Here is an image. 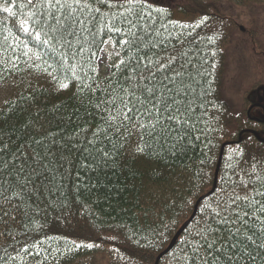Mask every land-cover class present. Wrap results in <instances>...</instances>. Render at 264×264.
Instances as JSON below:
<instances>
[{"label": "trees", "instance_id": "trees-1", "mask_svg": "<svg viewBox=\"0 0 264 264\" xmlns=\"http://www.w3.org/2000/svg\"><path fill=\"white\" fill-rule=\"evenodd\" d=\"M240 1L264 9V0ZM215 2L147 0L151 20L140 21L148 27L133 28V36L124 20L117 18L123 34L99 32L95 12H77L74 18L86 25L75 26L74 36L64 33L71 48L60 42L53 50L37 46L32 32L21 27L28 12L37 14L38 24L54 26L40 0H0L16 12L0 8V89L15 83L0 104V264H99L101 252L104 264H214V257L225 264L233 253L235 264H264V118L253 117L263 115L258 106H264V83L244 90L239 105L229 101L226 86L231 41L242 36L263 61L264 42L253 30L243 32ZM92 6L105 18L124 11ZM122 39L131 43L122 45ZM101 41L119 56L104 77L96 69ZM65 52L67 62L61 59ZM145 55L153 63L176 57L171 67L181 75L175 83L165 81L171 90L160 84L163 71L154 80L157 96L164 92L178 102L170 106L181 109V120L166 124L168 130L141 129L136 122L107 129L102 101L130 87L126 78L133 68L144 71ZM32 168L37 171L30 176ZM232 195L241 197L240 208L245 197L252 199L257 210L247 217L248 227L212 219L221 201L235 208ZM205 221L220 236L214 251L201 247ZM186 222L172 249L157 259Z\"/></svg>", "mask_w": 264, "mask_h": 264}, {"label": "snow or ice", "instance_id": "snow-or-ice-1", "mask_svg": "<svg viewBox=\"0 0 264 264\" xmlns=\"http://www.w3.org/2000/svg\"><path fill=\"white\" fill-rule=\"evenodd\" d=\"M2 2L7 5L9 2L14 3L15 0H2ZM35 0H27L28 5H32ZM103 3L106 7L111 9L113 5L116 8H123V12L112 13L111 16L105 18L104 14L101 13L99 7H93V3ZM41 6H46L50 11L48 15L51 20L54 21L53 25H47V22L37 23L35 20L36 13L28 12L27 18L22 21L21 27L23 32L29 33L30 31L33 34V39L37 46L39 45H49L55 50V45L57 43L63 42L71 48V42L65 38L64 33H67L68 36H74L75 26L77 25H86L87 21L83 18H74L77 12L81 13L83 17L84 12H95L96 16L92 17L93 21L99 20L101 27L98 31L103 32L107 29L108 32H116L118 34H123V29L117 26V18L126 21L128 26L127 35L133 36L132 29L135 28L138 31L146 30L148 25L139 23L140 21L151 20V11H144V8L147 7L151 9V5L147 4V0H40ZM4 12L10 13L12 16L16 15V12L13 11V8L10 6H5L3 8ZM156 11H162L157 9ZM59 13V15H57ZM43 15V14H41ZM133 17L135 19H133ZM204 20L207 17L203 18ZM31 22V23H30ZM203 23V20L201 21ZM199 26V25H197ZM187 27V25H184ZM38 29V30H37ZM54 33L55 35H51ZM157 35L159 33L157 32ZM101 43H106L101 41ZM122 45H128L131 43L129 39H122L120 41ZM27 55V53H25ZM95 53H93V56ZM68 53H61V59L67 62ZM39 58V57H38ZM176 57L169 56L167 60L161 59L155 63L150 60L147 55L142 58L143 61V72H138L136 68H133L132 73L126 78V83L130 87L121 86L119 92L116 95L109 93L110 98L102 101L106 108V115L102 116L104 123L107 126V129H112L113 127L122 128L125 122H136L138 127L141 129H150L154 130L157 126H160L162 130H168L165 125L169 124L171 121L179 122L183 116L181 109L177 106L174 110L170 105L177 104L178 102L172 98H165V93L161 92L157 96V88L155 87V80L157 73L164 72V78L160 81L161 86L165 88V92L170 91L165 81L169 84L175 83L176 78L181 75L180 71H174L171 65L174 63ZM141 58H138L137 65L141 64ZM124 64V61H120V65ZM120 65H117L119 67ZM75 67V66H73ZM183 66H181L182 68ZM168 73H173L168 75ZM152 85L149 87V85ZM62 88H67V84H61ZM99 107V105H97ZM140 118H147L151 121L150 124H145L141 121ZM165 123L162 124L161 121ZM119 121V123H114ZM151 134V131H149ZM98 135L94 133V136ZM100 135H106V130ZM102 156H107V152H101ZM39 163V162H37ZM23 164V162H22ZM20 171H23L21 167ZM37 171L36 168H32L30 176L35 174ZM49 181L54 180L55 176L46 177ZM29 181H25L21 185V191L16 193L17 197L23 195L26 184ZM228 200L235 205V208L228 206V201H221L216 207L220 211L211 213V217L214 221H219L222 224L227 225L231 220L239 221L244 227H248L246 220L251 212L256 211L257 209L253 206L252 199L247 197L244 198V208H240V204L237 203L241 200L239 195H232L228 197ZM223 205V207L221 206ZM240 208V211L236 209ZM248 209L249 211H246ZM259 211L264 214V205L259 208ZM229 213H234L231 217ZM243 213V214H241ZM264 223V221H261ZM206 227L198 233V235L203 239V247L206 251L215 250V242H219L220 236L219 233L211 227L208 221H205ZM231 234V231L229 229ZM240 229L237 228L236 236H239ZM212 236L213 240L209 241L208 236ZM248 240H251L252 237H247ZM255 243V241H253ZM264 246V245H262ZM75 247L78 249L82 245L76 244ZM88 248H92L93 245H86ZM223 247V246H222ZM231 247H235L232 245ZM231 250V249H229ZM236 253H233L232 256H229L225 260V264H235L233 259L236 256ZM214 264H217L216 257L213 258Z\"/></svg>", "mask_w": 264, "mask_h": 264}, {"label": "rangeland", "instance_id": "rangeland-1", "mask_svg": "<svg viewBox=\"0 0 264 264\" xmlns=\"http://www.w3.org/2000/svg\"><path fill=\"white\" fill-rule=\"evenodd\" d=\"M215 0H212L214 4ZM215 5L224 13L233 16L243 32L247 29L255 31L257 37L261 42H264V9L255 7L253 5H244L240 0L231 1H217ZM5 6L0 4V8ZM240 41L234 39L231 41L233 47L230 48L228 59V73L226 78V86L228 89L229 101L234 104H240L242 98L241 94L251 84L260 80L264 83V61L258 57V50H252L247 42L242 39L240 35L236 36ZM241 42V44H238ZM264 49V44L261 45ZM119 63V56L112 44L107 41L103 46L97 61V73L104 77L108 74L109 69ZM15 83L6 84L0 89V104L7 98L9 92ZM259 99V98H258ZM260 100V99H259ZM258 113V112H257ZM262 116V113L259 112ZM254 113L253 117H256ZM262 118V117H261ZM260 121L259 119H256ZM99 264H104L102 252L99 254Z\"/></svg>", "mask_w": 264, "mask_h": 264}, {"label": "water", "instance_id": "water-1", "mask_svg": "<svg viewBox=\"0 0 264 264\" xmlns=\"http://www.w3.org/2000/svg\"><path fill=\"white\" fill-rule=\"evenodd\" d=\"M264 122V120H262ZM254 136L258 139L261 140L257 134L253 133ZM225 144H223L221 150H220V154H219V159H218V163H217V168L216 171H218L219 165H220V161H221V157H222V152H223V147ZM187 226V222L182 226V228L177 232V235L172 239V241L170 242V244L168 245V247L161 253L159 254L157 259H160L163 255H165L166 253H168L172 247L174 246L175 240L177 239V237L179 236V234L182 232V230ZM158 261V260H157Z\"/></svg>", "mask_w": 264, "mask_h": 264}, {"label": "flooded vegetation", "instance_id": "flooded-vegetation-1", "mask_svg": "<svg viewBox=\"0 0 264 264\" xmlns=\"http://www.w3.org/2000/svg\"><path fill=\"white\" fill-rule=\"evenodd\" d=\"M259 101H260V103H261V101H262V98L261 97H259ZM259 108H260V110H262V112H263V115L261 116L262 118H264V106H262V105H259L258 106ZM260 116L258 117L257 115H256V117H254V119H260L261 118Z\"/></svg>", "mask_w": 264, "mask_h": 264}]
</instances>
